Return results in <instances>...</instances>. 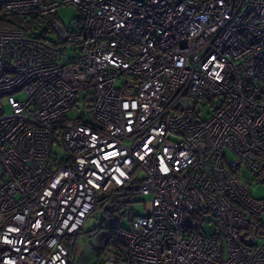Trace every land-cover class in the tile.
<instances>
[{
	"label": "built area",
	"instance_id": "1",
	"mask_svg": "<svg viewBox=\"0 0 264 264\" xmlns=\"http://www.w3.org/2000/svg\"><path fill=\"white\" fill-rule=\"evenodd\" d=\"M60 5L79 16L42 37L0 25V264H68L63 238L138 170L146 213L108 264H264V0H0V18Z\"/></svg>",
	"mask_w": 264,
	"mask_h": 264
},
{
	"label": "rangeland",
	"instance_id": "2",
	"mask_svg": "<svg viewBox=\"0 0 264 264\" xmlns=\"http://www.w3.org/2000/svg\"><path fill=\"white\" fill-rule=\"evenodd\" d=\"M78 16L79 10L73 5H60L53 14V17L65 27L69 26ZM15 96L19 99L24 97L22 92L16 93ZM6 110H8V107H6ZM53 152L57 156H60L63 152V146L59 139L53 145ZM141 176H143L141 170H138L134 175L135 178ZM249 178H251L250 175ZM250 190L253 198L264 201V184L254 182L250 186ZM104 192H101V194ZM145 199L146 197L143 195L134 194L132 209L136 215H144L146 213L144 207ZM101 219L102 214L99 209L92 211L75 237L65 236L63 238V243L69 250L68 264H108L106 260L108 252L104 249L107 243L112 242L113 238H111L109 232L101 227ZM260 220L264 222V214L260 216ZM121 224L125 229L131 228L129 214L122 218ZM254 240L255 244L262 242L258 237H255Z\"/></svg>",
	"mask_w": 264,
	"mask_h": 264
},
{
	"label": "trees",
	"instance_id": "3",
	"mask_svg": "<svg viewBox=\"0 0 264 264\" xmlns=\"http://www.w3.org/2000/svg\"><path fill=\"white\" fill-rule=\"evenodd\" d=\"M53 14L42 19H27L18 15H9L0 18V25L4 27H19L27 35H39L42 37L48 32V22L50 19L54 18ZM138 184L139 179L132 177L124 186L120 188L112 187L103 194L100 193L96 198L92 211L99 209L102 214L101 227L109 232L111 238H113L112 242L107 243V246L104 249L108 253L118 243V232L124 228L121 224L122 218L129 214L132 222L137 216L132 209V198L134 194H136L135 190L137 189Z\"/></svg>",
	"mask_w": 264,
	"mask_h": 264
},
{
	"label": "water",
	"instance_id": "4",
	"mask_svg": "<svg viewBox=\"0 0 264 264\" xmlns=\"http://www.w3.org/2000/svg\"><path fill=\"white\" fill-rule=\"evenodd\" d=\"M240 239L246 245H251L252 244L251 238H244V234L240 235Z\"/></svg>",
	"mask_w": 264,
	"mask_h": 264
}]
</instances>
